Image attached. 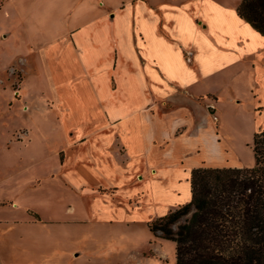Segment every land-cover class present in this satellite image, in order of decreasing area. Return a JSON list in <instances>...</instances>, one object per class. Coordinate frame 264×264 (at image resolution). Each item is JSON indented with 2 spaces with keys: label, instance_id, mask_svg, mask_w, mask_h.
Instances as JSON below:
<instances>
[{
  "label": "crops",
  "instance_id": "1",
  "mask_svg": "<svg viewBox=\"0 0 264 264\" xmlns=\"http://www.w3.org/2000/svg\"><path fill=\"white\" fill-rule=\"evenodd\" d=\"M241 1L59 0L46 30L35 24L45 39L30 42L32 70L0 123V264L39 253L29 231L54 253L55 230L147 226L190 201L191 171L227 145L214 81L234 97L230 83L245 82L264 105V37L238 17ZM14 18L24 26L16 7Z\"/></svg>",
  "mask_w": 264,
  "mask_h": 264
},
{
  "label": "rangeland",
  "instance_id": "2",
  "mask_svg": "<svg viewBox=\"0 0 264 264\" xmlns=\"http://www.w3.org/2000/svg\"><path fill=\"white\" fill-rule=\"evenodd\" d=\"M58 5L59 0H0V48L7 51V54L4 52L0 55V123L4 122V117L9 123V113L16 111V106L10 107L5 95L9 97L11 92L17 93V86L23 74L32 70L31 52L30 49L27 50L30 42L45 39V34L43 37V34L35 32V24L38 29L46 30L49 12L52 7L58 9ZM15 7L23 17L24 26L14 18ZM62 19L63 17L57 20ZM20 27H23L24 32L21 33ZM19 58H26V62H21ZM230 86L238 91V96L232 95L225 79L218 78L214 81L218 98L215 97V110H212L211 114L217 134H221L227 145L224 148L226 156L223 155L222 159L218 156L209 157L211 167L251 168L254 166L253 135L264 130V105L259 107L249 98L245 82H231ZM74 231L76 230L73 228L71 232L66 231L67 233L54 231L57 239L62 236L59 238L61 242L55 244L54 253H46L51 247L48 250L46 234L43 231H29L27 235L39 239L40 246L36 249L39 253L24 254L23 263L28 264L25 261L28 259L29 263L31 260H38L39 264H43V256L48 255L55 257L54 264H70V260L61 256V253H66L72 245L78 244L82 255L71 264H147V256L152 259V264H174L173 243L169 240H164L165 243L158 241V237L142 224H135L127 229L113 227L110 230L86 225L76 231L75 236L77 235L78 239L75 241L68 236ZM22 233L26 232L23 230ZM8 254L3 253L6 257Z\"/></svg>",
  "mask_w": 264,
  "mask_h": 264
},
{
  "label": "trees",
  "instance_id": "3",
  "mask_svg": "<svg viewBox=\"0 0 264 264\" xmlns=\"http://www.w3.org/2000/svg\"><path fill=\"white\" fill-rule=\"evenodd\" d=\"M236 12L264 37V0H242ZM252 152L251 168L193 169L190 201L147 223L175 244V264H264V130Z\"/></svg>",
  "mask_w": 264,
  "mask_h": 264
}]
</instances>
